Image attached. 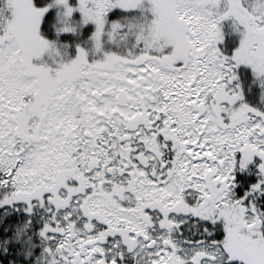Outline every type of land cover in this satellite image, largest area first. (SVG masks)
Instances as JSON below:
<instances>
[{"label": "snow or ice", "instance_id": "6c2138e0", "mask_svg": "<svg viewBox=\"0 0 264 264\" xmlns=\"http://www.w3.org/2000/svg\"><path fill=\"white\" fill-rule=\"evenodd\" d=\"M0 264H264V0H0Z\"/></svg>", "mask_w": 264, "mask_h": 264}]
</instances>
